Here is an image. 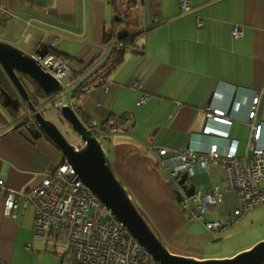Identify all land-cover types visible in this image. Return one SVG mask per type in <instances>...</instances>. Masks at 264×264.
Listing matches in <instances>:
<instances>
[{
  "label": "crops",
  "instance_id": "1",
  "mask_svg": "<svg viewBox=\"0 0 264 264\" xmlns=\"http://www.w3.org/2000/svg\"><path fill=\"white\" fill-rule=\"evenodd\" d=\"M181 1L15 0L5 4L8 11L0 21L1 41L20 50L26 47L28 52L22 51L29 55L38 48L50 50L63 57L72 72L90 75L108 40L120 42L118 31L133 36L134 48L126 51L106 84L77 96L71 92L68 105L87 114L78 115L83 123L115 128L106 134L104 148L110 167L161 242L162 236L168 237L173 230L176 234L188 223L172 208V203L179 204L176 187L172 196L161 175L163 171L170 181L173 153L186 149L203 153L211 144L218 146L220 154L227 151L226 140L201 134L205 108L227 112L231 120L228 137L237 141L236 155L241 159L250 154L246 113L255 94L259 99L256 119L264 122V0H185L192 10L187 15L182 14ZM113 16L120 21L109 22ZM197 19L203 21L202 27H197ZM234 27L242 28V38L232 39ZM69 59L80 66L78 71L71 69ZM143 95L146 99L138 105ZM22 118L19 111L3 107L0 101V180L4 184L0 264H62L60 250L35 237L34 214L22 197L15 217L4 215L7 191L38 187L63 160L43 135L32 140L20 125ZM161 149L167 151L164 156L158 155ZM188 183L195 191L212 184L224 186L220 164L211 166L208 173L194 175ZM238 207L236 193L225 191L218 212L212 213L214 219L211 214L206 219L228 220ZM171 254L196 260L232 256Z\"/></svg>",
  "mask_w": 264,
  "mask_h": 264
},
{
  "label": "built area",
  "instance_id": "2",
  "mask_svg": "<svg viewBox=\"0 0 264 264\" xmlns=\"http://www.w3.org/2000/svg\"><path fill=\"white\" fill-rule=\"evenodd\" d=\"M217 1L220 0H211ZM180 7L183 15L192 11L185 0L181 1ZM196 24L197 27H202L203 21L197 19ZM240 38L242 28L234 27L232 39ZM121 46L115 39L108 40L90 70L95 72L105 63L110 52ZM31 56L44 73L62 85V91L47 98L45 105L37 103L32 98L34 110L29 111L27 117L23 119L26 125H35L34 116L46 105L52 106L55 110L70 107L79 115L76 106L66 105L58 97L66 90H71L76 96L87 93L89 90L87 81L91 73L72 72L63 57L44 48H38ZM63 80L68 81L67 87L63 86ZM132 87L138 88V85L133 83ZM145 99L146 95H143L138 105L143 104ZM258 101V94H255L246 113V124L250 128L247 142L250 154L243 159L236 155L237 141L228 137L231 120L227 112L212 106L205 108L206 118L201 134L226 140L227 151L220 154L218 146L211 144L203 153L190 149L173 153L170 161L173 167L168 178L176 189H179L177 184L183 175L190 180L194 175L208 173L211 166L220 164L224 186L212 184L203 191H195L191 197L182 194L179 203L188 221L201 222L207 232L225 230L248 212L264 205V122L256 119ZM84 126L97 136L115 132V128L106 125L100 127L96 122H85ZM166 152L163 149L158 150V155L164 156ZM3 190L4 184L0 180V195ZM228 190L236 193L239 207L231 213L228 220L224 218L218 221L207 220L208 214L218 212L223 202V194ZM20 197L33 211L35 237L44 244L59 249L60 252L55 253L62 258V264H157L77 179L65 160H62L53 173L45 175L38 187L25 192L7 191L4 203L5 216L15 217Z\"/></svg>",
  "mask_w": 264,
  "mask_h": 264
},
{
  "label": "water",
  "instance_id": "3",
  "mask_svg": "<svg viewBox=\"0 0 264 264\" xmlns=\"http://www.w3.org/2000/svg\"><path fill=\"white\" fill-rule=\"evenodd\" d=\"M14 1L0 0V13L7 12L8 8L5 4L10 5ZM115 20L119 22L120 18L116 16ZM116 38L118 40L127 38V32L118 31ZM135 52L143 53L139 50ZM60 91H62V85L44 73L31 55L0 40V101L3 107L17 112L23 102L25 115L22 121H24L29 111L34 110L31 104L32 98L41 104L40 99L43 101ZM212 96L213 94L208 102L212 100ZM45 103L46 101L42 105ZM46 108L47 105L34 116V126L59 150L63 160L73 169L77 179L90 190L111 213L114 220L157 264H264V240L225 259L196 260L171 254L151 230L122 183L114 175L99 135L90 132L70 107H62L56 110L61 122L67 123L81 141L79 147L69 144L57 127L42 116ZM188 182L186 175L178 181L179 189L174 192L177 203H180L182 194L191 197L195 193V186L189 185Z\"/></svg>",
  "mask_w": 264,
  "mask_h": 264
},
{
  "label": "rangeland",
  "instance_id": "4",
  "mask_svg": "<svg viewBox=\"0 0 264 264\" xmlns=\"http://www.w3.org/2000/svg\"><path fill=\"white\" fill-rule=\"evenodd\" d=\"M116 17L109 18V22L114 20ZM30 46V45H28ZM21 50L28 52L26 47ZM30 52V51H29ZM69 66L73 71H78L80 66L73 60L69 59ZM68 81L63 80V86L67 87ZM71 90H66L65 93L58 97L64 104L68 105L71 95ZM42 101V99H40ZM43 101H46L43 100ZM23 102L21 103V108L19 110L20 117L25 115ZM42 116L52 122L66 141L76 147L81 145L79 137L74 134L67 123H62L58 112L52 107L47 106V108L42 112ZM234 135V133H233ZM106 134L99 135V140L103 148L107 146ZM161 175L166 181H162L169 184V193L173 196L172 191L175 185L167 179L163 171ZM115 175V174H114ZM118 179V178H117ZM119 180V179H118ZM120 181V180H119ZM121 182V181H120ZM122 183V182H121ZM195 183L197 181L195 180ZM125 188V187H124ZM126 189V188H125ZM197 189H201L197 184ZM134 204V203H133ZM135 206V205H134ZM144 209V206L141 205ZM172 208L183 217V222H188L183 224L175 234V231H171L168 237H161L162 244L166 249L171 252H176L180 254H193V255H206V256H222V255H232L245 251L251 248L256 243L264 240V205L259 206L252 211L248 212L243 218H241L237 223L231 225L225 230L213 232L209 234L203 230V224L201 222H190L186 215L181 212L180 204L172 203ZM232 211V210H231ZM145 214L148 211L145 210ZM216 214H211L209 217L214 219ZM182 222V223H183ZM152 223H155L152 221ZM202 226V227H201ZM207 236L208 238H205ZM181 256V255H180ZM228 258V257H225ZM225 258H207V259H225ZM230 258V257H229Z\"/></svg>",
  "mask_w": 264,
  "mask_h": 264
},
{
  "label": "trees",
  "instance_id": "5",
  "mask_svg": "<svg viewBox=\"0 0 264 264\" xmlns=\"http://www.w3.org/2000/svg\"><path fill=\"white\" fill-rule=\"evenodd\" d=\"M132 37L133 36L129 35V36H127V38L121 40L120 43L122 46L119 48H114L110 52L109 57L106 59L105 63H103L101 65V68L97 69L93 73V75H91L88 78L87 84L89 85V89H90V87L92 88V87H96L99 85L104 86L106 84L107 76L109 75V73H111L114 70V68L118 64H120V62L123 60L124 55L126 54V51L127 50L130 51L134 48V45H133L134 44L133 43L134 38H132ZM105 66H107V67L105 68ZM78 113H79V115L87 116V114L85 112H83L82 110H80V108L78 109ZM20 125L25 128V130L28 132V134L30 135L32 140H35L42 135L34 125H26V122H24L22 120L20 121Z\"/></svg>",
  "mask_w": 264,
  "mask_h": 264
},
{
  "label": "flooded vegetation",
  "instance_id": "6",
  "mask_svg": "<svg viewBox=\"0 0 264 264\" xmlns=\"http://www.w3.org/2000/svg\"><path fill=\"white\" fill-rule=\"evenodd\" d=\"M4 14H5V12L0 13V21L4 20V16H3Z\"/></svg>",
  "mask_w": 264,
  "mask_h": 264
}]
</instances>
